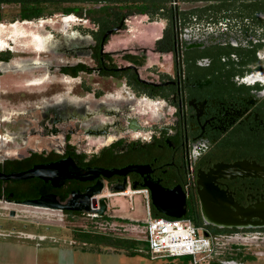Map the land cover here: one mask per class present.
Here are the masks:
<instances>
[{"label":"flooded vegetation","instance_id":"flooded-vegetation-1","mask_svg":"<svg viewBox=\"0 0 264 264\" xmlns=\"http://www.w3.org/2000/svg\"><path fill=\"white\" fill-rule=\"evenodd\" d=\"M4 26L9 31L0 41L9 44L0 47V70L24 68L9 66L13 38L29 37L24 28L34 27L30 36L50 48L54 59L31 66L60 82L78 80L96 103L89 108L58 94L55 101L43 100L34 123L24 119L26 129L0 134V173L56 165L41 177L0 180V203L57 212L53 201L82 197L96 181H126L146 191L149 214L111 230L146 239L148 218L167 217L152 198L160 190L181 189V208H161L184 213L225 242L218 264H264L262 221L205 224L217 216L208 202L211 193L230 199L229 215L235 205L264 204V172L253 171L264 168V0H0ZM86 77L102 79L108 88ZM29 135L37 136L35 145ZM14 139L20 142L10 147ZM220 165H240L241 175L222 177L216 173ZM72 167L127 174L81 181L67 177ZM58 213L62 222L85 217Z\"/></svg>","mask_w":264,"mask_h":264},{"label":"rangeland","instance_id":"rangeland-1","mask_svg":"<svg viewBox=\"0 0 264 264\" xmlns=\"http://www.w3.org/2000/svg\"><path fill=\"white\" fill-rule=\"evenodd\" d=\"M14 28L19 30L20 27L15 26ZM33 28L34 27L31 26H25L24 28V35L29 37L22 38V35L15 34L13 38L14 54L9 66L20 68L24 66V68L0 70V118H5L0 124V134L19 132L26 129L32 122L34 123L33 117L36 118L39 116L38 109L43 100L44 102H51L57 100V98L61 96L80 103L87 102L89 108L93 107L94 103H96L91 101V96L83 92L78 80L70 82L61 80L60 82L58 81V77L55 78L53 75L47 74L45 69L31 66L41 62H49V60L52 61L54 59L53 54L49 53L51 51L49 50L50 48L46 46L43 47L44 45L41 41L34 40L32 36H30L34 33ZM8 31L9 28L6 26L0 27V34H7ZM115 38L116 37H114V39ZM8 44L9 43L0 41L1 48ZM36 51H41L42 53L39 54ZM28 64L29 68L26 67ZM45 78H47V80ZM41 79H45V82L41 81ZM86 80L93 86L104 89L108 88L105 86V81L102 79L86 77ZM58 94L60 96H58ZM29 114L31 115L29 116ZM25 118L31 123L27 124L28 122H25ZM28 139L30 145H35L37 142L36 135H29ZM9 142L7 144H9ZM19 142L20 141L17 139H14L12 143L10 142L9 146L12 147V145L19 144ZM11 209L15 210L16 215L14 218L10 217ZM145 211L146 204L144 201L142 202L141 198H138V200H136V210L132 214L142 217L146 216ZM61 217L62 215L58 212L35 210L30 207L10 206L0 203V264H7L10 261L13 264H26L27 259L17 254L11 256L12 251L9 249L12 245H20L19 249H21V247L30 242L28 241L29 238L19 237L18 234L20 232L35 234L45 232L48 233L47 235H49V233H55L57 237H60L59 242L63 243L64 240L65 242L68 241V236H70V234H68L69 232L72 233L75 230H83L86 228H93L95 230L100 226L99 223L93 222L88 217L77 219L64 218L63 222L61 221ZM59 225L60 227H57ZM125 227L129 228L127 225ZM128 231L129 230L126 229L125 234L117 235V238L123 235L127 238L133 237V234H130ZM136 245L138 249H142L144 252L148 250L147 240L140 241ZM102 249L103 260L106 259L109 254L112 258L113 255L107 251L109 249L107 246H103ZM151 257L152 255L150 254L139 252L135 256H130L124 253V251H120L114 256V261H109L108 264H192L191 257L189 256L176 257L173 259L160 257H158V259H152ZM103 264H106L105 260Z\"/></svg>","mask_w":264,"mask_h":264},{"label":"built area","instance_id":"built-area-1","mask_svg":"<svg viewBox=\"0 0 264 264\" xmlns=\"http://www.w3.org/2000/svg\"><path fill=\"white\" fill-rule=\"evenodd\" d=\"M128 189L119 187L116 191L91 196L88 199L89 214L98 217V213L112 216L114 213H133L136 200L141 198L149 214V201L145 190L134 188L129 183ZM106 205L111 210L105 211ZM19 237L32 238L31 234L20 232ZM39 239H45L40 236ZM54 240V238L52 237ZM146 240L148 250L153 257H191L192 264H210L223 254L226 243L217 240L204 226L196 225L189 218L172 219L169 217H151L147 220Z\"/></svg>","mask_w":264,"mask_h":264},{"label":"water","instance_id":"water-1","mask_svg":"<svg viewBox=\"0 0 264 264\" xmlns=\"http://www.w3.org/2000/svg\"><path fill=\"white\" fill-rule=\"evenodd\" d=\"M47 169L56 170V165L46 166V167H35L28 171L13 172L9 175L0 173V180H26L33 177H41V173ZM250 170H252V168ZM253 171L264 172V168L253 166ZM216 173L222 177L232 178L237 175H241L240 165H233V166L220 165L217 166ZM126 174L127 172L122 170H111V171H105L101 169L84 170V169H78L76 167H72L71 173L67 177L75 178L81 181H87V180L92 181L99 176L105 177L106 179H110L113 175L124 176ZM126 183H127L126 181L122 182V186L123 185L126 186L127 185ZM105 188H106L105 182L96 181L95 184L90 188L89 192L83 195L82 197H77L73 201H70L66 204H61L58 201H53V205L51 206V209L57 212L78 211V212L89 213L88 199L93 195L102 193L105 190ZM134 188L136 187L134 186ZM175 197L179 199L178 202L174 201ZM77 202L81 205L80 208H76L73 206ZM208 202L214 203L216 205L215 211H217L216 213L217 216L205 220V224H213L220 227H233V226L239 227L241 224H244L245 220L249 221L252 218H255L262 221L261 225L264 226V204H260L256 209H252V208L243 209L235 205V207L237 208L236 213H232V215H229L230 210L227 209L228 208L227 206L228 204L230 205L232 202L230 201V199H227L222 193H218V192L211 193V197L208 198ZM20 204L34 205V202L32 203L22 202ZM184 204H185V200L183 198V193L181 192V189L180 191L179 189L177 190L174 189L169 191L160 190L159 196L157 198L155 197L152 198V205L155 208H157V210L160 213H163L164 215L172 219H182L183 217H185V214L170 213L164 211L161 207L176 209V208H181ZM10 215L14 216L15 214L14 212H11ZM97 216L102 217L103 213L100 212L98 213Z\"/></svg>","mask_w":264,"mask_h":264},{"label":"crops","instance_id":"crops-1","mask_svg":"<svg viewBox=\"0 0 264 264\" xmlns=\"http://www.w3.org/2000/svg\"><path fill=\"white\" fill-rule=\"evenodd\" d=\"M117 187V188H116ZM119 187H122V183L112 185L109 184L106 186L104 193L108 194L110 192L116 191ZM138 200V199H137ZM143 202V200H142ZM146 212V211H145ZM85 217H88L95 223H99L100 226L97 229H83L89 235L86 241H80L76 238V234L74 232L68 233V241L60 243V237H57L55 233H29L33 235L31 239L29 238L28 242L25 246L19 249L20 245L11 246L9 249L12 251L11 256L17 254L18 256H22L23 258L27 259L26 264H103V261H106L108 264L109 261H114V256L120 252L124 251V253L128 254L129 250H126L123 246H118L116 244H97L92 242V237L95 235H102V236H109L113 239H128L135 242H140L146 240L144 237L135 236L131 238H127L125 236H121L124 238H117L118 234L111 230V225L120 224L123 225L125 222L128 221H139V219L143 218L139 216H134L132 213H114L112 216L103 215V217L108 218L109 221L102 225L98 222L99 217H91L89 213H85ZM123 223V224H122ZM110 226V227H109ZM38 236H46L45 240L38 239ZM54 237V240L50 239ZM67 238V237H66ZM37 239V240H35ZM103 246H107L109 249L107 250L111 255L103 260ZM136 254L139 253H146L150 254L149 250L143 251L142 249H138L137 245L135 246ZM13 248V249H12ZM16 252V253H15ZM151 255V254H150ZM131 256V255H130ZM135 256V255H134ZM152 259H158V257H151ZM160 258H174V257H160ZM176 258V257H175ZM217 261H214V263ZM212 263V262H211ZM7 264H13L11 261Z\"/></svg>","mask_w":264,"mask_h":264},{"label":"trees","instance_id":"trees-1","mask_svg":"<svg viewBox=\"0 0 264 264\" xmlns=\"http://www.w3.org/2000/svg\"><path fill=\"white\" fill-rule=\"evenodd\" d=\"M163 215L154 213L153 217H161ZM201 225V224H200ZM74 233L76 234V238L79 239L80 241H86L87 237H89V235L85 232V230H75ZM92 237V242L97 243V244H116L118 246H123L126 248V250L128 251V254L131 256L136 255V251H135V246L137 244V242L132 241V240H128V239H113L109 236H102V235H95V236H91ZM210 264H218L217 262H212Z\"/></svg>","mask_w":264,"mask_h":264}]
</instances>
